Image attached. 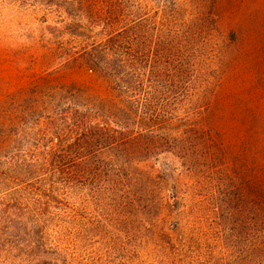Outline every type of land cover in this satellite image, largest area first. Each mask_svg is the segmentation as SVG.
<instances>
[{"label": "trees", "instance_id": "1", "mask_svg": "<svg viewBox=\"0 0 264 264\" xmlns=\"http://www.w3.org/2000/svg\"><path fill=\"white\" fill-rule=\"evenodd\" d=\"M54 1L47 4L58 6ZM70 2L76 29L65 67L95 83L47 73L0 101V205L21 206L17 214L29 219L57 220L89 204L124 200L127 211L139 205L157 217L170 168L157 172L144 163L171 154L196 178L215 173L204 171L202 153L211 149L194 111L214 89L206 36L216 22L211 12L191 13L200 0H164L159 21L150 0ZM218 184L206 205L232 223L223 243L239 250L244 264H264V186L245 176Z\"/></svg>", "mask_w": 264, "mask_h": 264}, {"label": "rangeland", "instance_id": "2", "mask_svg": "<svg viewBox=\"0 0 264 264\" xmlns=\"http://www.w3.org/2000/svg\"><path fill=\"white\" fill-rule=\"evenodd\" d=\"M50 1L0 0V101L25 93L47 73L65 72L71 80L95 83L92 75L65 67L76 29L73 2L55 0L58 6H49ZM150 3L159 21L164 0ZM210 3L200 0V7L191 10L204 17L211 12L216 22L206 36L213 49L214 89L194 116L211 149L207 157L202 153V164H208L204 171L215 173L196 178L171 154L144 163L157 172L170 168V191L157 203V217L139 205L127 211L124 200L89 204L86 212L57 220L29 219L22 211L17 214L23 207L1 204L0 264L245 263L237 259L239 250L223 243L232 223L206 204L227 176L235 181L245 176L264 186V0ZM29 224L42 229L23 227ZM27 240L47 246L28 249Z\"/></svg>", "mask_w": 264, "mask_h": 264}]
</instances>
